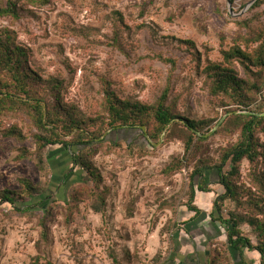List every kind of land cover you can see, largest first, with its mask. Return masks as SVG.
I'll use <instances>...</instances> for the list:
<instances>
[{
    "label": "rangeland",
    "instance_id": "obj_1",
    "mask_svg": "<svg viewBox=\"0 0 264 264\" xmlns=\"http://www.w3.org/2000/svg\"><path fill=\"white\" fill-rule=\"evenodd\" d=\"M31 1L20 3L19 20L0 17V30L13 29L28 49V66L41 79V96L54 102L57 94H51L49 88L59 82L62 103L74 106L80 118L100 115L106 87L123 100L153 105L169 80V103L176 114L205 121V130L210 129L207 133L225 116L224 122L233 115L229 113L239 111L211 94L207 67L223 62L224 51L237 44L245 50L257 47L250 42L247 46L241 37L253 40L264 29V4L257 6L258 0H35L37 5ZM5 2L0 0V7ZM188 41L194 46L186 44ZM158 57L174 59V72ZM234 67L240 77L255 78L241 62L235 61ZM258 70L254 68L256 73ZM258 100L264 105V88ZM12 127L24 138L7 136L5 131ZM183 129L179 125L168 138L164 135L155 149L139 129L107 132L103 137L108 145L96 156L102 188H111L106 211L97 214L90 202L83 201L81 212L69 221L63 201L84 176L79 168H72L73 153L60 146L49 148L46 162L52 175L42 174L30 157L37 150L30 119L23 114L1 116L0 192H22L20 180L30 179L46 189L44 197H54L57 205L46 230L37 208L30 214H17L5 206L1 209L0 264H34L37 258L38 264H115L114 256L120 264H173L195 257L194 249L181 250L187 242L186 223L195 216L185 206L186 175L199 160L219 161L223 151L238 142L239 133L219 132L218 128L199 143L189 170L168 177L164 170L188 155ZM259 136L264 140V133ZM251 168L243 162L241 187L251 186ZM204 172L208 182L218 181L215 172ZM215 189L224 192L219 186ZM214 209L213 205L210 214ZM235 209L236 204L228 199L223 217L228 218ZM218 223L224 231L221 237L201 238V248L206 246L204 264L214 255L217 264H239L234 256L218 255L219 251L227 253L226 228ZM242 231L256 244L250 227L244 226Z\"/></svg>",
    "mask_w": 264,
    "mask_h": 264
},
{
    "label": "trees",
    "instance_id": "obj_2",
    "mask_svg": "<svg viewBox=\"0 0 264 264\" xmlns=\"http://www.w3.org/2000/svg\"><path fill=\"white\" fill-rule=\"evenodd\" d=\"M22 1L24 0H7L0 7V17L19 20ZM31 2L37 5L38 1ZM262 4L264 0L256 2L257 6ZM241 39L246 42L247 46L250 42L255 43L257 47L249 46L245 50L237 44L231 50L224 51L223 62L210 63L207 71L212 78L211 94L222 98L224 106H233L231 110L236 109L254 114H233L219 127V132L239 133V140L231 148L223 151L219 161L210 163L206 160H199L193 171H189L185 178L187 182L185 206L195 213L193 219H196L201 215V210L195 204L197 192L217 194L214 199L215 209L211 217L215 222H220L227 232V253L216 251L218 255L221 258L234 256L238 259L240 257L242 264H255L248 263L244 259V252L248 250L259 255L258 264H264V140L259 136L264 133V116L256 115L264 113V105L261 106L258 100L264 88V29H261L253 40L246 36ZM186 44L194 46L189 41ZM28 52L13 29L5 27L0 30V117L23 114L30 119L33 130H36L33 137L37 145V150L32 153L34 156L30 157L36 161V166L42 174L52 175L48 162H46L49 148L60 146L73 153L72 168L73 170L79 168L84 176L80 184L77 183L68 190L67 199L63 201L69 211V221L81 212L79 204L83 201L90 202L89 207L97 214H103L106 211L111 188L107 186L102 188L104 180L96 167V156L103 146L108 145L106 137L101 139L107 132L121 129L142 131L140 128L146 126L147 140L155 149V144L161 141L163 135L168 138L179 125H182L188 155L186 159H176L164 170V174L168 177L188 169L190 160L197 155L196 149L199 143L206 141L203 136L197 134L199 132L204 135L210 130H205L206 122L179 116L169 103L170 80L161 97L153 105L140 101L123 100L106 87L100 115L97 118L85 120L80 118L74 106L68 107L62 103L59 82L53 83L49 88L51 94H57L54 102L41 96L39 90L41 79L28 66ZM158 58L170 64L174 72L177 64L174 59ZM235 61L241 62L246 72L255 75V78L240 77L238 70L234 67ZM256 67L259 68L257 73L254 71ZM5 134L24 138V134L15 127L6 130ZM117 145L120 143L112 145V148ZM129 146L134 145L131 143ZM244 161L252 167L249 188L239 185ZM204 170L215 172L218 181L208 182ZM20 181L23 186L22 192L9 190L0 192V211L5 206L17 214H30L34 208H37L42 213L40 224L46 230L54 205H57L55 198L44 197L46 189H41L30 179ZM215 186L223 188L224 192L216 193ZM38 198L40 201L36 203ZM228 199L236 204V209L229 213L228 218H224L223 206ZM165 203L164 207L168 208L170 205ZM244 226L252 229L256 244L244 235L242 231ZM217 259L218 256L214 255L207 264H217ZM38 261L37 258L34 264H38ZM113 261L115 264H120L115 256Z\"/></svg>",
    "mask_w": 264,
    "mask_h": 264
},
{
    "label": "crops",
    "instance_id": "obj_3",
    "mask_svg": "<svg viewBox=\"0 0 264 264\" xmlns=\"http://www.w3.org/2000/svg\"><path fill=\"white\" fill-rule=\"evenodd\" d=\"M214 197H215L214 193H207V192H202L201 194L196 196L197 199L196 205L200 210L204 212L198 218L193 219L194 217H192V219L190 218V220L187 221L186 225L187 226L189 225V228H186V234H185L186 237L184 240L187 242L182 246L181 249L184 250V252H186L188 249L190 250L194 249L192 254L196 253V256L181 258L180 261L176 260L173 264H204L202 259H204L203 258V256L205 255L204 248H206V246L201 248V246H203V244L200 243L201 238L205 237L206 240H211L221 237L224 234V231H222L223 230L222 226L219 225L218 222H215L212 219L211 216L213 213L210 214L209 211L212 209L214 205ZM208 211L210 215L207 217L205 212ZM189 235L191 237H189ZM195 249L197 250V252L195 251ZM181 253L183 252L181 251ZM238 259L240 260V257ZM244 259L248 263L258 262L259 255L256 252H249L248 250H246L244 252ZM242 263L243 262L241 261L239 264Z\"/></svg>",
    "mask_w": 264,
    "mask_h": 264
},
{
    "label": "water",
    "instance_id": "obj_4",
    "mask_svg": "<svg viewBox=\"0 0 264 264\" xmlns=\"http://www.w3.org/2000/svg\"><path fill=\"white\" fill-rule=\"evenodd\" d=\"M230 1V0H229ZM231 114H234V115H240V114H246V115H253L254 113H252V112H244V111H234V112H232V113H229V115H231ZM257 116H264V113L263 114H256ZM226 117L227 116H225L222 120H221V122L212 130V131H210L209 133H207V134H204V135H202L201 133H199V132H197V134L199 135V136H203L204 138H207L208 136H210L211 134H213L219 127H220V125L224 122V120L226 119ZM172 124V123H171ZM168 128V127H167ZM143 132H145V135L148 137V132H147V128L145 127V126H142L141 128H140ZM104 138V137H103ZM102 138V139H103ZM162 138H164V135H163V137ZM162 142V141H161ZM161 142L159 143V144H161ZM158 144V145H159Z\"/></svg>",
    "mask_w": 264,
    "mask_h": 264
}]
</instances>
